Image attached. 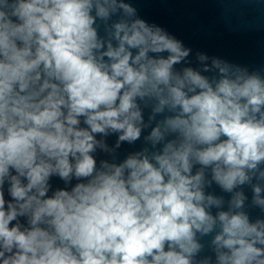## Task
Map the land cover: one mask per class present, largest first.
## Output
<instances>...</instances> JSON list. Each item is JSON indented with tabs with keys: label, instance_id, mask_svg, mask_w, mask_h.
<instances>
[{
	"label": "clouds",
	"instance_id": "1",
	"mask_svg": "<svg viewBox=\"0 0 264 264\" xmlns=\"http://www.w3.org/2000/svg\"><path fill=\"white\" fill-rule=\"evenodd\" d=\"M190 52L129 0H0V264H264V66Z\"/></svg>",
	"mask_w": 264,
	"mask_h": 264
}]
</instances>
